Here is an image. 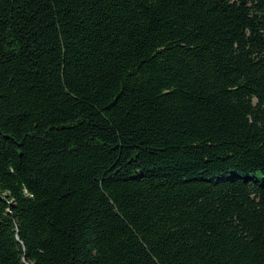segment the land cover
Listing matches in <instances>:
<instances>
[{
  "label": "trees",
  "instance_id": "16d2710c",
  "mask_svg": "<svg viewBox=\"0 0 264 264\" xmlns=\"http://www.w3.org/2000/svg\"><path fill=\"white\" fill-rule=\"evenodd\" d=\"M0 264H264V0H0Z\"/></svg>",
  "mask_w": 264,
  "mask_h": 264
}]
</instances>
